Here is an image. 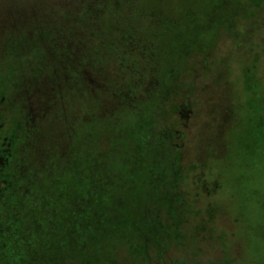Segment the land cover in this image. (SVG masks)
Listing matches in <instances>:
<instances>
[{
    "label": "rangeland",
    "instance_id": "1",
    "mask_svg": "<svg viewBox=\"0 0 264 264\" xmlns=\"http://www.w3.org/2000/svg\"><path fill=\"white\" fill-rule=\"evenodd\" d=\"M208 1L0 0V134L20 131L0 172L14 165L21 197L87 150L130 162L131 128L157 167L151 186L146 167L125 177L144 191L133 245L70 246L54 264H264V7ZM119 197L100 217L132 216Z\"/></svg>",
    "mask_w": 264,
    "mask_h": 264
},
{
    "label": "trees",
    "instance_id": "2",
    "mask_svg": "<svg viewBox=\"0 0 264 264\" xmlns=\"http://www.w3.org/2000/svg\"><path fill=\"white\" fill-rule=\"evenodd\" d=\"M232 1L242 6L241 9L246 6L250 7L248 4L250 0ZM252 1L254 2L250 3L253 5L251 8L255 12L264 7V0ZM208 2L219 12L221 8L227 7L228 1L209 0ZM215 8L201 11L202 13L198 14H211ZM179 11L181 18L189 19L194 16L188 6ZM232 13L231 18L241 14L234 11ZM87 125L89 124H81L75 128V141L71 145L73 148L82 139L83 142H89L81 134L84 126ZM137 129L131 128L130 140H126L124 145V141L121 142V146L128 145L134 148L130 155V162L120 161L118 163L120 158L112 155L110 157L112 162L105 165L99 162L105 157L99 153L94 155L90 150L84 151L79 169H71L69 164L61 163L59 167L61 176L54 182L42 177L43 188L31 189L28 201L21 197L25 182L17 179L14 165H11L12 171L8 167L6 171L0 172V214L6 217L1 224L4 231L0 235V264H54L59 257L61 259V254L67 252L70 246L72 249L69 253L79 248L83 250L99 246L101 248L102 245H133L139 239L137 233L140 228V221L134 218V209L144 191L141 189L134 194L133 188L128 190L127 187L128 191L125 192V177L127 173L139 177L140 170L146 167V176L139 180L142 184L151 186L150 182H153L151 178L157 172L153 157L152 160L141 158L146 154L152 156L153 154L152 151L143 154L144 149L139 148V141L145 142L146 140H141L142 134H136ZM2 130L1 126L0 131ZM16 130L12 127L9 136L0 134V141L5 137L10 140H8L11 145L10 160L14 157L12 156L13 142L18 141L17 137L20 134V131ZM55 155L58 157L57 154ZM56 164H51V166L55 168ZM126 166L131 167L130 170H127ZM136 166L137 169H135ZM124 193L133 196V200L138 201L134 202L135 207L131 208L129 205L130 209H133L132 216L124 217L113 214L109 218L100 217L106 212H111L115 207H122L124 198L119 195L124 196ZM99 264H104V262Z\"/></svg>",
    "mask_w": 264,
    "mask_h": 264
}]
</instances>
